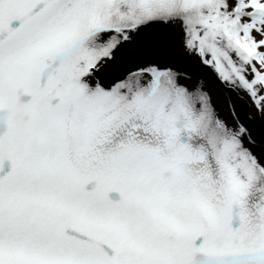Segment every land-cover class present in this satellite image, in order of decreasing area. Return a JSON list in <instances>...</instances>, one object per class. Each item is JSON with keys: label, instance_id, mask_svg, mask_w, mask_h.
<instances>
[{"label": "snow or ice", "instance_id": "snow-or-ice-1", "mask_svg": "<svg viewBox=\"0 0 264 264\" xmlns=\"http://www.w3.org/2000/svg\"><path fill=\"white\" fill-rule=\"evenodd\" d=\"M257 125L264 0H0V264H264Z\"/></svg>", "mask_w": 264, "mask_h": 264}, {"label": "water", "instance_id": "water-1", "mask_svg": "<svg viewBox=\"0 0 264 264\" xmlns=\"http://www.w3.org/2000/svg\"><path fill=\"white\" fill-rule=\"evenodd\" d=\"M161 39L162 40H165V41L170 40V38H168L166 36L161 37ZM170 50H171V46H170ZM173 54L175 56H177V57H183L182 54H178V53H173ZM194 64H195V62L194 61L193 62L191 61V62H188L187 65H186V66L189 67V70L192 72V74H193L194 77H199V78L205 80L206 82L208 80L211 81V79L214 81L212 75L207 70H201L198 67H193ZM118 67H119V65L117 64L114 69H109V71H116L118 69ZM205 77H207L208 80H206L207 78H205ZM210 77H212V78H210ZM211 83H212V85H214L212 81H211ZM214 83H215V81H214ZM215 85H216V83H215ZM254 135L256 136V138L258 140L264 139V129H261L260 126H256L255 129H254Z\"/></svg>", "mask_w": 264, "mask_h": 264}, {"label": "bare ground", "instance_id": "bare-ground-1", "mask_svg": "<svg viewBox=\"0 0 264 264\" xmlns=\"http://www.w3.org/2000/svg\"><path fill=\"white\" fill-rule=\"evenodd\" d=\"M173 45V43L171 44V46ZM175 45V46H174ZM171 48H177V45L176 44H174ZM115 65H117V64H114V65H111L110 67H114ZM205 78H207V77H205ZM206 80H208V78L206 79ZM208 83H207V85H208V87L210 88V89H212L213 90V92H214V98H215V96H218V95H220V91H218L215 87H214V85H212L211 84V81H207ZM257 126H259V125H257Z\"/></svg>", "mask_w": 264, "mask_h": 264}, {"label": "rangeland", "instance_id": "rangeland-1", "mask_svg": "<svg viewBox=\"0 0 264 264\" xmlns=\"http://www.w3.org/2000/svg\"><path fill=\"white\" fill-rule=\"evenodd\" d=\"M167 37V36H166ZM168 38H170V37H168ZM175 43H173V45H174ZM172 45V46H173ZM171 46V47H172ZM175 46V45H174ZM171 51L173 52V53H178V54H182L183 56H184V53H183V51L181 50V49H179L178 47L177 48H171ZM193 62V61H192ZM195 62V61H194ZM116 67V65L114 66V67H110V69H114ZM210 78H212V77H210ZM211 81L213 82V84H214V87L217 89L218 87L215 85V83H214V81L211 79ZM212 84V83H211ZM219 89V88H218ZM217 89V90H218ZM219 91V90H218Z\"/></svg>", "mask_w": 264, "mask_h": 264}]
</instances>
